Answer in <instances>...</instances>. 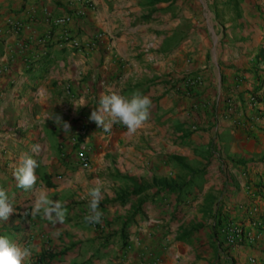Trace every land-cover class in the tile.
<instances>
[{"label": "crops", "instance_id": "crops-1", "mask_svg": "<svg viewBox=\"0 0 264 264\" xmlns=\"http://www.w3.org/2000/svg\"><path fill=\"white\" fill-rule=\"evenodd\" d=\"M261 4L251 0L247 11L264 18ZM233 5L242 15L245 0H0V188L15 209L0 219V235L38 247L29 264L37 256L52 264H157L164 256L175 264H264V29L228 28L224 50L217 49L214 9L224 14ZM199 11L206 28L196 19ZM56 18L66 21L56 24ZM97 33L88 50L58 45L63 37L83 42ZM197 75L200 83H185ZM136 90L152 108L135 134L121 124L105 133L89 120L101 93L130 96ZM82 102L87 105L79 108ZM54 115L70 132L46 119ZM72 136L90 147L87 168L73 164ZM23 155L40 164L35 187L67 203L64 224L55 225L58 236L47 220L25 215L33 190L18 188L13 177ZM181 158L198 163L199 175L179 189ZM122 177L149 185L173 178L177 192L167 204L156 196L140 222L145 239L171 226L166 255L158 254V239L151 242L156 254L117 255L118 248L102 246L93 224L84 222L89 189L99 184L103 196H115ZM164 190L154 185L147 192ZM230 221L254 239L226 246L221 228ZM183 223L201 230L179 239ZM125 236L118 231L113 242Z\"/></svg>", "mask_w": 264, "mask_h": 264}, {"label": "clouds", "instance_id": "clouds-1", "mask_svg": "<svg viewBox=\"0 0 264 264\" xmlns=\"http://www.w3.org/2000/svg\"><path fill=\"white\" fill-rule=\"evenodd\" d=\"M82 102L80 107L86 106ZM77 108V106H75ZM152 101L139 90L134 91L130 96H124L116 92L101 93L98 105L92 110L89 120L95 122L99 129L105 133L112 131L113 126L121 124L127 129L128 135L135 134L150 119ZM52 119L57 127L65 133L70 132V125L63 121L59 115L47 117ZM32 152L39 154L41 146L34 144ZM40 166L36 159L29 155L21 156L18 165L13 171L16 186L25 191L33 190V201L30 205L31 219L41 217L53 226V235H59V228H55L57 223L64 224L68 209L67 203L61 200L49 198L48 192L43 188L35 187L37 184L36 169ZM88 214L84 217L86 224H99L103 219V212L100 210V202L103 198L102 185L97 184L88 191ZM13 203L7 192L0 188V219L7 220L14 212ZM39 249L35 245L21 247L11 241L7 236L0 235V264H29L31 257L38 253Z\"/></svg>", "mask_w": 264, "mask_h": 264}, {"label": "rangeland", "instance_id": "rangeland-1", "mask_svg": "<svg viewBox=\"0 0 264 264\" xmlns=\"http://www.w3.org/2000/svg\"><path fill=\"white\" fill-rule=\"evenodd\" d=\"M251 0H245L244 5V12L243 16L240 14L237 15V13L234 11L235 5H233L231 12H227L222 14V8L221 7H215V17L213 18V29L217 30V32L221 33V37L219 38V41L216 39L215 45H217V49L224 50V45L227 43L226 36H225V30L228 28H231L235 30L236 28L241 29H250V28H263L264 29V18H257L255 15H252L251 11H247V9L250 8ZM264 6L263 4H261ZM217 6V5H216ZM229 6V4H228ZM202 12H197L195 14L197 21H199L201 24L203 23V17L200 18L202 15ZM240 16H242V20L240 19ZM209 22V21H207ZM202 27L206 28V25H201ZM260 57L264 58V53L260 55ZM259 57V58H260ZM198 155H203V151H200V153H197ZM179 172H180V188H184L189 183H192V179L194 175L198 176L199 173H195L194 170H198L199 164L198 163H192L191 165H188L184 159H180L179 162ZM191 176H189V173L192 171ZM185 177L187 180L182 182ZM189 177V179H188ZM124 180L118 181L121 183L122 187H120L118 190L119 192L116 193V195L108 196L107 193L103 196L101 202H100V210L103 212V219L102 222L99 224L93 225V230L96 232V236L98 238L102 239L103 243L102 246H113L118 248V250H114V253H117L120 251L121 255L125 254L126 250H135L136 255H153L155 252L154 245L151 244L152 241L155 239H158V243H160V240L163 241V244H160L161 247L157 249L158 254L162 253L163 255L167 254V250L169 249L170 241L167 240V236L171 234V226H167L166 228L161 225L159 232L156 231L155 233H159V235H155L152 239H145L143 236H141V226L140 224L141 219H145L146 217H149L148 212L145 211L147 208L145 206L150 203H155L156 196H160L162 201L164 198V202L167 204L169 202V199L173 195L172 193H176L175 186L173 184V178L170 177L169 179H163L159 180L158 183H153L151 185L149 184H141L129 177H122ZM178 183V182H177ZM147 185L148 188L139 190L140 187ZM159 186L165 189V195H156L155 193L149 194L147 192L148 189L152 186ZM169 185V186H166ZM170 186L172 189H170ZM184 190V189H183ZM136 191V192H135ZM182 191H180V194ZM121 197H123V201H121ZM180 197V195H179ZM182 197V196H181ZM182 202V206L186 207L188 206L186 203L183 202V200H180ZM183 209V208H182ZM109 212L112 213V215H109ZM179 215L176 217L179 221L185 219V215L187 214V211L184 213H178ZM150 219V218H148ZM197 224H202L201 222H198ZM184 229H182V235L179 236V239L181 237H190L191 235H197L201 228L195 229L190 223L184 224ZM195 229V230H193ZM198 230V231H197ZM120 231L121 233H124L126 235V240L120 242L118 244L115 240V236L117 232ZM132 236V237H131ZM122 236L120 237V239ZM167 238V239H166ZM147 240V241H146ZM115 243V244H113ZM151 245V246H149ZM157 248V247H156ZM64 249H59L61 255L63 254ZM58 251V252H59ZM167 251V252H166ZM160 260V259H159ZM157 264H175L174 261H169L166 256H164L163 260L160 262L155 261ZM182 264H189L187 262H183ZM220 264V263H219Z\"/></svg>", "mask_w": 264, "mask_h": 264}, {"label": "built area", "instance_id": "built-area-1", "mask_svg": "<svg viewBox=\"0 0 264 264\" xmlns=\"http://www.w3.org/2000/svg\"><path fill=\"white\" fill-rule=\"evenodd\" d=\"M65 21L66 18L54 19V23L56 24L64 23ZM101 35H102L101 33H97L94 38L92 37L91 39L83 42L74 37H70V38L63 37L61 41L58 42V45L61 48L68 47L71 49H75L77 51H84L93 48L97 42V39L101 37ZM200 80L201 77L197 75L194 77H187L185 83L191 86L194 83H200ZM79 131L81 133H84L85 127L84 126H82V128L80 127ZM70 140H71L70 143L73 146V154H72V156H74V162L72 160L73 164L80 168H87L89 165L88 153L90 151V147L88 146L86 147L84 145L81 146L80 145L81 143L79 142L77 136H72ZM259 191L263 193V195L261 196H264V187ZM254 210L255 209L253 208L252 211L254 212ZM221 233L223 234L224 243L228 247L246 244L254 239L251 232L246 231L245 228L240 223L233 221L226 222L221 228Z\"/></svg>", "mask_w": 264, "mask_h": 264}, {"label": "trees", "instance_id": "trees-1", "mask_svg": "<svg viewBox=\"0 0 264 264\" xmlns=\"http://www.w3.org/2000/svg\"><path fill=\"white\" fill-rule=\"evenodd\" d=\"M261 54H262V53H261ZM261 54H260V55H261ZM257 58H258V57H257ZM166 186H169V185H166ZM146 188H148V186H147V185H144V186L140 187L139 190H142V189L144 190V189H146ZM170 189H172L171 186H170ZM135 192H136V191H135ZM120 199H121V201L124 200L123 197H121ZM27 200H29L28 197H27ZM43 259H44V257H42V256H40V257L37 256L36 259L33 260L32 264H52V263H51L50 261H48V260L43 262Z\"/></svg>", "mask_w": 264, "mask_h": 264}]
</instances>
